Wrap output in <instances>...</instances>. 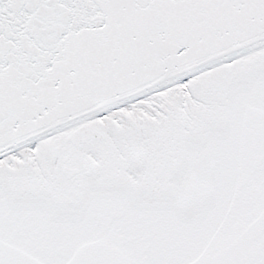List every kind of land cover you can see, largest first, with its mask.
<instances>
[{
    "label": "snow or ice",
    "instance_id": "1",
    "mask_svg": "<svg viewBox=\"0 0 264 264\" xmlns=\"http://www.w3.org/2000/svg\"><path fill=\"white\" fill-rule=\"evenodd\" d=\"M0 264H264V0H0Z\"/></svg>",
    "mask_w": 264,
    "mask_h": 264
}]
</instances>
